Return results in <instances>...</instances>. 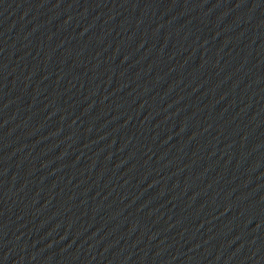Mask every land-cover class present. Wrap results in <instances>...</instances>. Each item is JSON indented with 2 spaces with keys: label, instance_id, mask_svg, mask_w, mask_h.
<instances>
[{
  "label": "water",
  "instance_id": "95a60500",
  "mask_svg": "<svg viewBox=\"0 0 264 264\" xmlns=\"http://www.w3.org/2000/svg\"><path fill=\"white\" fill-rule=\"evenodd\" d=\"M0 264H264V0H0Z\"/></svg>",
  "mask_w": 264,
  "mask_h": 264
}]
</instances>
